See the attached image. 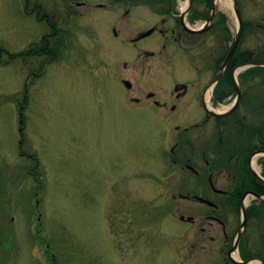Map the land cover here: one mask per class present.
Segmentation results:
<instances>
[{"label":"rangeland","instance_id":"rangeland-1","mask_svg":"<svg viewBox=\"0 0 264 264\" xmlns=\"http://www.w3.org/2000/svg\"><path fill=\"white\" fill-rule=\"evenodd\" d=\"M36 1L58 30L71 33L69 53L56 60L44 52L46 58L24 63L20 51L48 28L25 17L22 0H0V264H224L219 243L209 238L214 233L200 237V205L172 197L181 172L160 161L161 134L153 115H132L110 104L120 85L110 83L119 78L108 71L121 67L126 56L113 63L109 55L132 48L127 42L136 36L133 6L124 14L127 5L110 0ZM65 1L73 14L56 23ZM76 1L86 6L75 7ZM98 4L106 9L90 8ZM227 27L234 38L235 15ZM154 38L133 47L153 49L148 43ZM249 40L240 43L243 49L255 47ZM220 44L225 49L230 40L218 39L219 52ZM87 53L91 64L85 69L79 58ZM92 54L105 59L98 68L91 67L97 61ZM157 59L137 56L133 67L140 79L150 81L161 63L180 66L178 53L169 62ZM257 74L264 76V69ZM178 75V68L170 72ZM244 101L234 114L246 112L250 104ZM19 103L22 149L38 156V167L19 154ZM260 103L264 109L262 93ZM245 121L264 125V115ZM181 214L192 215L194 224L181 221Z\"/></svg>","mask_w":264,"mask_h":264},{"label":"flooded vegetation","instance_id":"flooded-vegetation-1","mask_svg":"<svg viewBox=\"0 0 264 264\" xmlns=\"http://www.w3.org/2000/svg\"><path fill=\"white\" fill-rule=\"evenodd\" d=\"M66 1L60 5L64 15L60 14L56 23H61L62 19L69 20L73 14ZM112 1L127 5L124 14L133 6V31L136 36L128 39L131 49H126L118 56L109 55L113 63H118L123 55L127 59L121 61V67L115 65L114 69L108 71L112 78H119L110 83L123 88L116 86L120 94L114 95L110 104L114 109L127 107L132 115H153V121L161 134L160 161L186 173L185 176L181 173L177 176L178 183L174 186L176 190L172 197L178 196L200 205L204 212L197 216L196 226L200 237L204 238L207 231L214 233L209 238L212 243H219L223 263L240 264L233 256L237 252L239 260L245 264H252L255 260L258 264H264V125L250 127L245 121L249 115H264L260 103V93L264 95V76L254 75L264 65L242 67L234 82L236 67L245 63L264 62V0H225V5L224 0ZM234 1L242 20V34L234 53L239 55L241 61L233 64L232 55L219 73L234 41L227 27L229 18L234 16ZM81 6L86 4L76 1L75 7ZM93 7L106 9L104 4L90 8ZM22 11L26 18L30 17L48 28V32L43 33L38 42L30 43L20 51L18 56L24 63H27V58L43 56L44 52L50 53L56 60L63 51L69 53L67 48L71 33L67 29L58 30L51 19L52 14L42 4L36 0H22ZM115 28L114 36L118 34ZM148 30L150 32L143 36ZM149 37H155L148 43L153 49L133 47ZM220 37L230 40V45L223 49L220 44L219 52L217 45ZM247 37L255 43V47H241L240 43ZM169 42L171 49L168 48ZM98 45L103 47L105 44L99 42ZM175 53L180 58V66L158 64L150 81L140 79L133 67L138 55L157 56L158 61L169 62V56ZM91 57L97 59L92 68H98L100 61H105L103 56L97 54ZM89 58L88 53L79 58L80 65L85 69L91 64L86 63ZM177 68L180 77L172 78L170 72ZM245 75L252 77L243 79ZM124 81L130 87H126ZM237 93L239 101L236 108L223 114L233 104ZM244 99L249 100L248 109L243 114H234L242 103H246ZM96 103L102 104V101ZM18 108L19 154L27 157L33 167H38V156L22 149L25 136L21 131L25 121L21 103ZM172 127L175 131H172ZM162 149L166 150V155ZM194 220L192 216L190 221H181L193 225ZM219 246L214 245L216 248Z\"/></svg>","mask_w":264,"mask_h":264},{"label":"water","instance_id":"water-1","mask_svg":"<svg viewBox=\"0 0 264 264\" xmlns=\"http://www.w3.org/2000/svg\"><path fill=\"white\" fill-rule=\"evenodd\" d=\"M233 10H234V15L236 17V20H237V30H236V35L234 37V41H233V44L231 45L224 61L222 62V65L219 69V73L223 70V68L226 66V64L229 62V60L231 59L237 45H238V42L241 38V34H242V20H241V17L239 15V11H238V7H237V4L236 2L234 1V4H233ZM150 32V30H148L147 32L144 33L143 36L147 35L148 33ZM244 66H253V65H264V62H256V63H245L243 64ZM234 82H235V78H234ZM125 84L126 87H130L129 83L127 81H124L123 82ZM238 101H239V93H237V98L235 99V102L230 105L227 110L225 111V113L223 114H226L228 112H231L233 109L236 108L237 104H238ZM218 116H221V115H218ZM181 219H183V216L181 215L180 216ZM188 220L191 219V217H187ZM244 224V215H243V221H242V225ZM240 264H245V262H239Z\"/></svg>","mask_w":264,"mask_h":264},{"label":"bare ground","instance_id":"bare-ground-1","mask_svg":"<svg viewBox=\"0 0 264 264\" xmlns=\"http://www.w3.org/2000/svg\"><path fill=\"white\" fill-rule=\"evenodd\" d=\"M223 3H224V5L227 4V2H225V0L223 1ZM223 108H225V107H223ZM223 108H222V109H223ZM252 166H253L254 169L258 172V169H257V167L255 166L254 162H252ZM233 256H234V258H236V259L238 258V254H237L236 252L233 253ZM251 263H252V264H258L259 262L255 260V261H253V262H251Z\"/></svg>","mask_w":264,"mask_h":264},{"label":"trees","instance_id":"trees-1","mask_svg":"<svg viewBox=\"0 0 264 264\" xmlns=\"http://www.w3.org/2000/svg\"><path fill=\"white\" fill-rule=\"evenodd\" d=\"M13 56V55H12ZM241 60H240V57H239V55L237 54V53H234L233 54V57H232V63L233 64H236L237 62H240ZM262 69H264V68H262ZM254 70H249V72H253ZM248 72V71H247ZM256 72V71H255Z\"/></svg>","mask_w":264,"mask_h":264}]
</instances>
